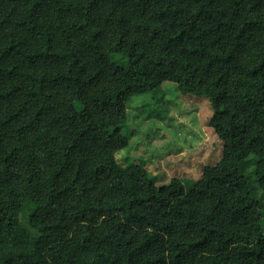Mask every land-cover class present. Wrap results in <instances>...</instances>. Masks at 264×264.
I'll return each instance as SVG.
<instances>
[{
	"label": "trees",
	"instance_id": "16d2710c",
	"mask_svg": "<svg viewBox=\"0 0 264 264\" xmlns=\"http://www.w3.org/2000/svg\"><path fill=\"white\" fill-rule=\"evenodd\" d=\"M165 82L209 100L199 180L116 160ZM0 264H264V0H0Z\"/></svg>",
	"mask_w": 264,
	"mask_h": 264
},
{
	"label": "rangeland",
	"instance_id": "374dc122",
	"mask_svg": "<svg viewBox=\"0 0 264 264\" xmlns=\"http://www.w3.org/2000/svg\"><path fill=\"white\" fill-rule=\"evenodd\" d=\"M162 90L164 95L149 92L128 101V124L114 132H123L129 145L116 153V160L122 167L142 166L157 177L158 185L172 178L199 180L204 167L216 165L223 155V145L208 124L209 100L184 95L173 82H165ZM257 164L251 157L247 172L262 195L255 180Z\"/></svg>",
	"mask_w": 264,
	"mask_h": 264
}]
</instances>
